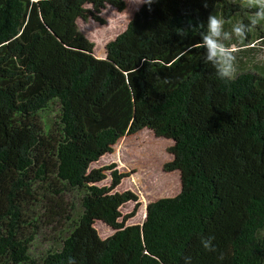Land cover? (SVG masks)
Masks as SVG:
<instances>
[{"label":"trees","instance_id":"16d2710c","mask_svg":"<svg viewBox=\"0 0 264 264\" xmlns=\"http://www.w3.org/2000/svg\"><path fill=\"white\" fill-rule=\"evenodd\" d=\"M250 3L142 4L99 58L77 20L103 24L102 9L124 0H0V264H264V66L243 67L258 50ZM214 10L246 26L225 43L230 81L199 46ZM144 128L173 141L163 169L181 189L126 225L136 211L120 207L137 196L114 189L127 174L98 185L112 165H90ZM95 221L113 233L101 238Z\"/></svg>","mask_w":264,"mask_h":264},{"label":"rangeland","instance_id":"374dc122","mask_svg":"<svg viewBox=\"0 0 264 264\" xmlns=\"http://www.w3.org/2000/svg\"><path fill=\"white\" fill-rule=\"evenodd\" d=\"M125 9L118 11L113 6L107 4L101 11V17L105 23L101 24L89 18L86 21L77 20L80 31L94 43V55L102 56L104 45L115 38L127 26L134 12L142 5L137 0H124ZM243 3L249 0H241ZM216 10V9H215ZM213 11L211 14L222 17L220 13ZM248 17L249 12H245ZM256 16V13L254 14ZM223 18V17H222ZM252 18V17H248ZM225 31L228 33V39H222L225 45L228 40L236 39L232 33V28L238 26V20L224 19ZM231 21V22H230ZM230 22V23H229ZM229 23V24H227ZM258 31H261L260 37L257 28L248 27L250 35L247 37L250 48H256L248 58H245L243 67L252 68L254 66H264V22L255 24ZM236 44L230 45L229 49L234 50ZM227 48V47H226ZM100 58V57H99ZM246 70V69H242ZM55 110L50 112L49 117L53 116ZM173 144L171 139L156 136L150 129L144 128L134 134L121 137L113 146V151L101 156L96 162L90 165V168H101L112 165L111 169L105 171L106 178L98 183V185H109L112 180L111 172L116 170L118 173H126L119 185L114 191L124 192L130 190L137 196V200L124 203L120 207L122 216L127 215L135 210L133 217L126 220L125 224H141L146 216V205L162 197H170L179 193L181 189L180 173L178 170L165 171L163 166L173 158L168 148ZM94 227L101 238L107 237L113 233V229L105 225L101 221H95ZM40 236L33 242L31 247L32 254H39L51 246L53 238ZM50 238V239H49Z\"/></svg>","mask_w":264,"mask_h":264},{"label":"clouds","instance_id":"9594fccd","mask_svg":"<svg viewBox=\"0 0 264 264\" xmlns=\"http://www.w3.org/2000/svg\"><path fill=\"white\" fill-rule=\"evenodd\" d=\"M155 0H137L138 4H143L150 8ZM206 6V5H205ZM250 7H255V19L249 21L252 26L259 21H264V0H251ZM203 32L200 35V47L205 50L203 55V62L206 65H211L214 68L217 77L220 80L230 81L234 78V61L235 56L233 52L226 49L221 42L222 39H228V33L225 31V25L222 17L211 14L207 17L206 23L202 25ZM232 33L239 37L241 41L246 39V26L241 23L232 28ZM212 237L202 239V247L206 251L214 252L215 246L212 243ZM74 264V262H70ZM184 264H191L189 257L184 258Z\"/></svg>","mask_w":264,"mask_h":264},{"label":"crops","instance_id":"0c3cea01","mask_svg":"<svg viewBox=\"0 0 264 264\" xmlns=\"http://www.w3.org/2000/svg\"><path fill=\"white\" fill-rule=\"evenodd\" d=\"M98 57H105V47H104V51L102 53V56H98Z\"/></svg>","mask_w":264,"mask_h":264},{"label":"bare ground","instance_id":"6f19581e","mask_svg":"<svg viewBox=\"0 0 264 264\" xmlns=\"http://www.w3.org/2000/svg\"><path fill=\"white\" fill-rule=\"evenodd\" d=\"M105 46V45H104ZM106 225V224H105Z\"/></svg>","mask_w":264,"mask_h":264}]
</instances>
